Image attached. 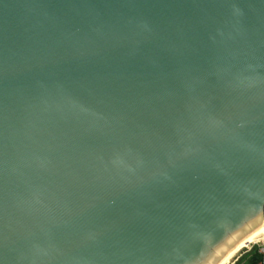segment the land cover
I'll return each instance as SVG.
<instances>
[{"label":"water","instance_id":"obj_1","mask_svg":"<svg viewBox=\"0 0 264 264\" xmlns=\"http://www.w3.org/2000/svg\"><path fill=\"white\" fill-rule=\"evenodd\" d=\"M264 224V0H0V264H218Z\"/></svg>","mask_w":264,"mask_h":264},{"label":"bare ground","instance_id":"obj_2","mask_svg":"<svg viewBox=\"0 0 264 264\" xmlns=\"http://www.w3.org/2000/svg\"><path fill=\"white\" fill-rule=\"evenodd\" d=\"M262 236H264V224L262 230L258 231L256 234L252 235L250 238L242 242L235 249L229 252L218 264H231V261L239 255V253L246 247L257 242Z\"/></svg>","mask_w":264,"mask_h":264},{"label":"trees","instance_id":"obj_3","mask_svg":"<svg viewBox=\"0 0 264 264\" xmlns=\"http://www.w3.org/2000/svg\"><path fill=\"white\" fill-rule=\"evenodd\" d=\"M259 254L256 247H253L250 251L246 252L244 256L241 257V264H258Z\"/></svg>","mask_w":264,"mask_h":264},{"label":"built area","instance_id":"obj_4","mask_svg":"<svg viewBox=\"0 0 264 264\" xmlns=\"http://www.w3.org/2000/svg\"><path fill=\"white\" fill-rule=\"evenodd\" d=\"M253 247L257 248L259 254L258 264H264V236H262L257 242L251 244L250 247L247 248V252Z\"/></svg>","mask_w":264,"mask_h":264},{"label":"rangeland","instance_id":"obj_5","mask_svg":"<svg viewBox=\"0 0 264 264\" xmlns=\"http://www.w3.org/2000/svg\"><path fill=\"white\" fill-rule=\"evenodd\" d=\"M248 247H250V246H248ZM248 247L244 248V249L239 253V255H237V256L231 261V264H241V263H240V259H241V257L244 256V254L247 252V248H248Z\"/></svg>","mask_w":264,"mask_h":264}]
</instances>
